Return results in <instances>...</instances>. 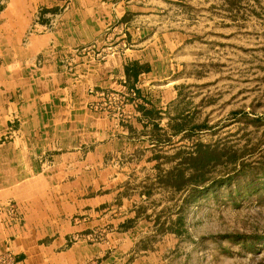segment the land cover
I'll return each mask as SVG.
<instances>
[{"label": "rangeland", "instance_id": "1", "mask_svg": "<svg viewBox=\"0 0 264 264\" xmlns=\"http://www.w3.org/2000/svg\"><path fill=\"white\" fill-rule=\"evenodd\" d=\"M128 2L127 23L74 49L85 70L77 86L95 67L114 65L109 84L84 88L98 120L90 128L104 132L90 141L104 150L84 153L98 166L83 168L86 225L68 246L102 245L119 264H264V187L244 192L254 166L264 176V0ZM134 49L154 51L155 78L128 75ZM65 67L77 73V63ZM64 137L68 148L84 142ZM50 156L2 168L6 185L39 190L52 177ZM189 182L196 185L178 189ZM5 203L7 222H17V200ZM0 264H18L9 241Z\"/></svg>", "mask_w": 264, "mask_h": 264}, {"label": "crops", "instance_id": "2", "mask_svg": "<svg viewBox=\"0 0 264 264\" xmlns=\"http://www.w3.org/2000/svg\"><path fill=\"white\" fill-rule=\"evenodd\" d=\"M130 8L128 0H0V142L10 130L18 137L0 144V250L4 242H11L18 264L120 263L114 256L107 259L99 244L68 246L72 236L84 233L83 168L98 166V158L84 153L104 150L90 141L104 132L98 123L90 128V119L98 120L89 116L84 88L109 84L114 65L95 67L86 73L87 83L77 86L76 76L85 70L74 49L104 41L108 31L127 23ZM34 26L40 29L32 34ZM152 53L147 49L127 53L130 62L144 69L140 83L157 74L159 64ZM69 61L77 63L74 75L65 67ZM61 99L66 110L60 107ZM68 125L71 130H66ZM72 133L84 137V142L78 144L75 138L68 148L64 135ZM47 151L52 154L48 165L52 177L46 185L28 191L6 185L2 168L23 166L27 156ZM72 167L79 169L77 174H72L76 172ZM10 199L18 202L15 223L6 219L5 202ZM66 199L80 201L70 205Z\"/></svg>", "mask_w": 264, "mask_h": 264}, {"label": "trees", "instance_id": "3", "mask_svg": "<svg viewBox=\"0 0 264 264\" xmlns=\"http://www.w3.org/2000/svg\"><path fill=\"white\" fill-rule=\"evenodd\" d=\"M144 69L139 65V64H136V63H132V65H130L128 67V75L131 77H137ZM261 165H258V166H254L252 168V173L250 174V176H253L250 180L252 181V185L250 186H246L247 189L244 190L245 191H252L254 190L255 188L256 189H259L260 186L261 187H264V176L259 179L258 176H261L259 175V171H258V168L260 167ZM264 174V173H263ZM193 185H196V184H192L191 182L189 183H185L181 186H179V190H189L191 189L192 187H194Z\"/></svg>", "mask_w": 264, "mask_h": 264}]
</instances>
